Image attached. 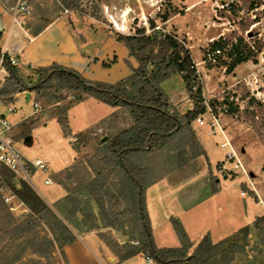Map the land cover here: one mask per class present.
<instances>
[{"label": "rangeland", "instance_id": "1", "mask_svg": "<svg viewBox=\"0 0 264 264\" xmlns=\"http://www.w3.org/2000/svg\"><path fill=\"white\" fill-rule=\"evenodd\" d=\"M12 2L13 0L9 3ZM30 4V22L38 25L64 14L76 16L84 27L95 32H110L115 38L118 32L136 33L139 26L146 28L147 33L153 32V27L156 26V31L177 35L191 50L199 80L203 83V94L204 87L209 92L204 97L213 105L228 100V107L232 103L235 108H239L235 113H226L229 116L227 127L241 152V158L242 148L247 152L245 157L250 159L248 172H258L264 189V0H32ZM166 15L175 18L165 23L167 20L163 21V17ZM220 38L229 41V45L214 57L212 45ZM239 38H243L245 43L254 48L255 57L239 64L233 72L228 73L227 64L232 60L230 43ZM114 58L115 55L112 60ZM22 73L33 80L37 77L31 68ZM172 77L179 83V88L182 86L181 90L190 96L191 92L183 75L175 73ZM77 94L68 88H49L39 93L34 91L35 100L42 109L17 125L12 134L20 142L19 147L23 153L35 156L47 150L56 156L54 151L57 147L66 148L67 145L63 144V137L56 128L46 132L43 128L37 131L32 128L44 124L53 115L64 117L65 110L76 103ZM16 95L10 91L0 97L14 102ZM52 96L54 97L51 99ZM252 96L260 99L263 105L254 104L249 107L254 113L248 115L247 102ZM13 105L18 107V114H25L33 109V102L23 101V98ZM78 110L80 108L76 109L77 112ZM194 125L195 122L192 121L191 126L196 134ZM201 130L204 138L209 139L215 146L212 165L221 157L225 160V150L220 146L224 137L218 134L216 137L208 135L207 126ZM105 135L108 136L104 137ZM111 136L112 132L107 133L95 127L90 133L70 137V145L75 155L68 165L60 169L50 168V176L54 179L55 186L44 183L43 172H31L34 185L40 193L23 177L13 174L8 180L16 187H23L27 183L44 200L46 198L43 196L50 198L51 202L46 201L76 233H95L98 236L103 234L108 248L106 252L123 254L131 246L140 245V235L137 220L131 212V200L123 197L116 189L117 171L97 151L101 142ZM196 146V136L193 137L183 127L162 147L133 154L131 160L145 169L148 185L164 173L178 169L180 163L193 158L199 150ZM195 165L196 163L193 166ZM187 170L188 167L183 169V175L187 174ZM238 174L230 176L235 177ZM57 187L62 189L53 202L49 190ZM261 194L264 199V193ZM101 203L104 204V209L100 206ZM9 213L12 218L8 216ZM29 215V206L7 183L1 185L0 264H68L59 249L41 254L35 252L36 249L30 244L36 233L39 236L46 233L51 235L44 225L22 238L15 237L16 226ZM17 255L19 258L15 260ZM209 264H264V232L252 228L247 240L238 234L223 249L213 253Z\"/></svg>", "mask_w": 264, "mask_h": 264}, {"label": "crops", "instance_id": "2", "mask_svg": "<svg viewBox=\"0 0 264 264\" xmlns=\"http://www.w3.org/2000/svg\"><path fill=\"white\" fill-rule=\"evenodd\" d=\"M10 1L0 0L2 25L0 45L3 52L17 58V66L22 72L28 68L60 64L78 70L88 79L115 83L132 74L133 67L138 66L136 58L130 56L128 48L113 34L102 30L95 32L91 28H86L81 25L76 16L61 14L42 25L30 22L31 18L28 16L21 24H12ZM174 18L170 16L165 23L173 21ZM113 55L115 58L112 60ZM175 81L177 80L174 77H169L161 85L170 102L181 114H185L193 108L194 101L191 96L181 90L182 86L179 88V83ZM29 91L28 102L32 101L33 97L35 99L34 91ZM208 93L204 87V94L209 95ZM16 94V100L13 103L21 98L27 102L28 98L24 99L23 91ZM3 108L4 106L0 105V110ZM79 108L77 112L76 109ZM35 111L37 110L33 107L25 114H18L17 110L11 114L14 129ZM67 117L70 129L68 136L64 134L57 115L46 119L44 124L32 128L34 131L43 128L44 132L56 128L62 135L66 148L57 147L54 151L56 156L51 155L47 150L35 156L22 153L29 158L43 157L48 160L51 169H60L68 165L75 155L70 145V137L90 133V130L95 127L107 133L112 132L114 135L134 124L126 107L110 105L90 95L71 105L67 111ZM228 117L226 113H222L220 122L224 133L237 148L227 127ZM196 130V147L199 149L196 155L189 161L180 163L181 166L173 172L164 173L154 179L146 188L147 210L153 236L159 247L181 246V240L171 221L173 217L181 220L194 249L206 234H210L214 242H219L237 233L246 225L251 226L250 230L256 228L254 221L258 216L264 215V199L261 194L264 193V189L258 172L249 170L250 181L241 168L236 169L239 174L235 177L217 172L215 166L223 160V157L219 158L213 166L212 156L215 153V146L209 139L204 138L201 128ZM217 134L223 136L220 131ZM217 134L210 136L216 137ZM15 141L19 147L20 142L16 139ZM244 151L245 149L242 148L241 159L247 170L250 159L245 157L247 152ZM195 163L196 165L193 166ZM187 167V174L183 175L182 171ZM50 171L49 169L47 173H44V183L47 177H51ZM54 184L55 182L47 185ZM61 189V187L50 188L49 194L53 202ZM36 190L39 192L37 188ZM242 191H245V194H242ZM43 197L51 202L50 198ZM76 234V241L64 246L68 264H158L153 259L149 260L143 253L121 261L118 254L106 252L108 248L97 234Z\"/></svg>", "mask_w": 264, "mask_h": 264}, {"label": "trees", "instance_id": "3", "mask_svg": "<svg viewBox=\"0 0 264 264\" xmlns=\"http://www.w3.org/2000/svg\"><path fill=\"white\" fill-rule=\"evenodd\" d=\"M168 17V15L164 16L163 21L168 20ZM153 28L151 33H147L146 28H138L135 34L118 32L117 40L126 45L130 56L138 61V66L133 67L132 74L115 83L88 79L78 70L60 64L32 68L37 75L33 80L30 76H24L21 69L11 63L10 55L5 52L3 65L10 75L0 90V94L10 91L17 93L23 90H33L39 93L49 88L57 90L68 88L78 93L76 102L90 95L107 104L126 107L134 124L101 142L97 148V151L107 159L110 167L117 171L116 189L123 197L131 200V212L138 223L140 245L131 246L123 254L118 252L119 259L123 261L138 253H143L158 264H209L213 253L223 249L224 245L233 238H237L238 234L243 235L244 240H247L251 226L246 225L237 233L219 242H214L211 235L206 234L193 249V243L181 220L173 217L171 221L181 240V246L159 247L153 236L146 205V172L143 167L131 160L133 154L145 153L162 147L183 127H186L195 137L191 122L203 113L206 107L203 103V83L199 80L190 48L177 35L156 31V26ZM1 37L2 30L0 39ZM230 44L232 45V60L227 64L228 73L233 72L239 64L254 59L256 53L252 46L244 42L243 38ZM226 45H229V41L220 38L213 43L212 49H224ZM2 53L0 45V57ZM175 73L183 75L194 101L193 108L185 114H181L170 102L161 85L165 79ZM193 86H197L196 92L192 91ZM222 103L228 104V100H223ZM254 104L263 105L260 99L250 97L246 109L248 115H253L254 112L249 107ZM237 108L231 103L228 113H235ZM68 109L69 107L65 110L64 117L58 116V121L66 136L70 135ZM1 174L0 186L7 183L30 208V215L27 219L16 226L15 237L22 238L35 231L37 227L44 225L51 235L46 233L39 236L36 233L31 238L30 244L36 249L35 252L44 254L57 248L65 261H68L64 246L76 241V232L46 200L35 194L27 183H24L23 187H16L11 183L8 177L12 176L13 172L1 168ZM100 206L104 209L103 203ZM8 216L12 218L11 213ZM254 226L264 232V215L256 218ZM99 235L103 241H106L103 234ZM108 245L110 246V243ZM18 258L19 255L15 260Z\"/></svg>", "mask_w": 264, "mask_h": 264}, {"label": "built area", "instance_id": "4", "mask_svg": "<svg viewBox=\"0 0 264 264\" xmlns=\"http://www.w3.org/2000/svg\"><path fill=\"white\" fill-rule=\"evenodd\" d=\"M31 0H13L10 7V17L12 24H21L31 12ZM68 12L69 9H66ZM222 49H212L214 57L221 53ZM0 57V90L3 88L7 77L10 75L8 70L3 65V55ZM210 54V53H208ZM10 61L13 65H18V60L14 56H10ZM197 86H193L192 91L196 92ZM26 91L24 90V99L27 98ZM2 94H0L1 96ZM33 107L35 110L40 111L42 108L40 104L32 99ZM203 103L205 104V111L200 113L193 121L195 122L194 129L207 126V133L215 135L220 131L224 136V141L220 143L221 147L225 150V160L216 164L217 172L222 175H231L237 173V168H241L243 173L250 181V174L244 167L243 161L240 156V151L234 146L231 140L224 133L220 116L222 113H228V105L220 103L213 105L208 98L204 97ZM13 101L0 97V105H3V110H0V178H2L1 168H6L13 172L16 176L27 179L34 187L31 172L40 171L47 173L50 169V163L43 157L29 158L25 156L17 146L13 137L14 123L10 116L16 112L17 107L13 105ZM54 181L51 177L45 179L46 184H52ZM254 189V188H253ZM245 194V191H242ZM152 260L150 257H147Z\"/></svg>", "mask_w": 264, "mask_h": 264}, {"label": "water", "instance_id": "5", "mask_svg": "<svg viewBox=\"0 0 264 264\" xmlns=\"http://www.w3.org/2000/svg\"><path fill=\"white\" fill-rule=\"evenodd\" d=\"M2 30V25H1V19H0V31ZM27 98H28V100H27V102L29 101V97H30V91L28 90L27 91Z\"/></svg>", "mask_w": 264, "mask_h": 264}]
</instances>
